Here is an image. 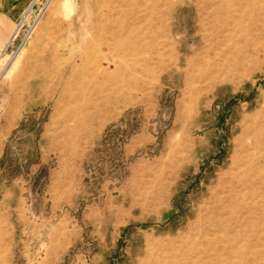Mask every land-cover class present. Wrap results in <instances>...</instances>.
Masks as SVG:
<instances>
[{
  "label": "rangeland",
  "instance_id": "rangeland-1",
  "mask_svg": "<svg viewBox=\"0 0 264 264\" xmlns=\"http://www.w3.org/2000/svg\"><path fill=\"white\" fill-rule=\"evenodd\" d=\"M26 11L0 48V264H264V0Z\"/></svg>",
  "mask_w": 264,
  "mask_h": 264
},
{
  "label": "crops",
  "instance_id": "crops-1",
  "mask_svg": "<svg viewBox=\"0 0 264 264\" xmlns=\"http://www.w3.org/2000/svg\"><path fill=\"white\" fill-rule=\"evenodd\" d=\"M30 5V0H0V48L8 44L10 36Z\"/></svg>",
  "mask_w": 264,
  "mask_h": 264
},
{
  "label": "bare ground",
  "instance_id": "bare-ground-1",
  "mask_svg": "<svg viewBox=\"0 0 264 264\" xmlns=\"http://www.w3.org/2000/svg\"><path fill=\"white\" fill-rule=\"evenodd\" d=\"M257 0H252V2H256ZM153 3H155V0H152V6H153ZM98 8V7H97ZM228 13H231L228 12ZM214 18H215V22H216V26L212 29V32L210 33L211 36H215L216 34H219L220 32H223L227 26L231 23H235L236 19H241L242 18V15L238 14L237 12H235L234 14H227V15H224V18L222 17H219L217 14H213ZM24 19V18H23ZM219 24V26L217 25ZM22 25V24H21ZM233 30V28L231 29Z\"/></svg>",
  "mask_w": 264,
  "mask_h": 264
},
{
  "label": "built area",
  "instance_id": "built-area-1",
  "mask_svg": "<svg viewBox=\"0 0 264 264\" xmlns=\"http://www.w3.org/2000/svg\"><path fill=\"white\" fill-rule=\"evenodd\" d=\"M46 5H47V0H32L31 4L29 5L26 11L24 18H26L30 14H35V16H39L44 11Z\"/></svg>",
  "mask_w": 264,
  "mask_h": 264
}]
</instances>
